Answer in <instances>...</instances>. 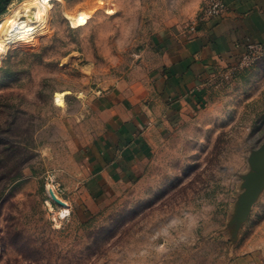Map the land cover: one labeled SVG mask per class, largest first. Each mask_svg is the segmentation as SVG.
I'll list each match as a JSON object with an SVG mask.
<instances>
[{"label":"rangeland","instance_id":"1","mask_svg":"<svg viewBox=\"0 0 264 264\" xmlns=\"http://www.w3.org/2000/svg\"><path fill=\"white\" fill-rule=\"evenodd\" d=\"M29 1L0 15V138L15 147L0 144V264H264V184L246 194L264 59L217 75L206 104L151 137L129 175L115 165L92 184L78 111L138 80L152 38L200 24L208 0H50L45 30L7 35L3 21Z\"/></svg>","mask_w":264,"mask_h":264},{"label":"crops","instance_id":"2","mask_svg":"<svg viewBox=\"0 0 264 264\" xmlns=\"http://www.w3.org/2000/svg\"><path fill=\"white\" fill-rule=\"evenodd\" d=\"M223 1L222 17L193 31L159 32L150 41V59L137 60L138 80H119L89 103V111H78L75 130L89 183L115 165L131 172L150 153L151 137L167 134L198 103L206 104L212 80L237 60L246 39L264 45V0Z\"/></svg>","mask_w":264,"mask_h":264},{"label":"bare ground","instance_id":"3","mask_svg":"<svg viewBox=\"0 0 264 264\" xmlns=\"http://www.w3.org/2000/svg\"><path fill=\"white\" fill-rule=\"evenodd\" d=\"M50 0H31L28 4H24L20 9H16L11 16H8L2 23L1 29L7 35L14 36L20 34L21 36L29 35L35 36L41 33L48 27L47 14ZM0 38V43H1ZM4 57V50L0 45V61ZM68 91L57 92L55 94L56 103L62 104L64 96ZM64 206L65 201H64ZM68 210L62 209L61 215L64 216Z\"/></svg>","mask_w":264,"mask_h":264},{"label":"built area","instance_id":"4","mask_svg":"<svg viewBox=\"0 0 264 264\" xmlns=\"http://www.w3.org/2000/svg\"><path fill=\"white\" fill-rule=\"evenodd\" d=\"M227 11V7L223 0H208L202 14L199 18L201 23L213 18L222 17ZM195 26L191 27L194 30ZM243 52L224 72L218 74V77L224 79L232 78L240 71L248 70L258 62L264 59V45L246 39L242 44Z\"/></svg>","mask_w":264,"mask_h":264},{"label":"water","instance_id":"5","mask_svg":"<svg viewBox=\"0 0 264 264\" xmlns=\"http://www.w3.org/2000/svg\"><path fill=\"white\" fill-rule=\"evenodd\" d=\"M264 120V115L262 116ZM251 164L254 168V173L246 181V194L250 195L255 192L264 184V139L251 158ZM50 199L60 206H64V203L56 198L52 190H49ZM247 198V196H245Z\"/></svg>","mask_w":264,"mask_h":264},{"label":"trees","instance_id":"6","mask_svg":"<svg viewBox=\"0 0 264 264\" xmlns=\"http://www.w3.org/2000/svg\"><path fill=\"white\" fill-rule=\"evenodd\" d=\"M12 0H0V15L5 14L7 5ZM0 144H2V149H9L10 151L14 149L15 147H10L9 143L7 144L6 141L3 138H0ZM2 154V153H1Z\"/></svg>","mask_w":264,"mask_h":264}]
</instances>
